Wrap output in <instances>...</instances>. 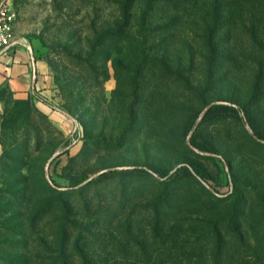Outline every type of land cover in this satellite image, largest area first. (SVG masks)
Masks as SVG:
<instances>
[{
	"label": "rangeland",
	"instance_id": "374dc122",
	"mask_svg": "<svg viewBox=\"0 0 264 264\" xmlns=\"http://www.w3.org/2000/svg\"><path fill=\"white\" fill-rule=\"evenodd\" d=\"M0 2L44 90L0 88V264H264V0Z\"/></svg>",
	"mask_w": 264,
	"mask_h": 264
},
{
	"label": "crops",
	"instance_id": "0c3cea01",
	"mask_svg": "<svg viewBox=\"0 0 264 264\" xmlns=\"http://www.w3.org/2000/svg\"><path fill=\"white\" fill-rule=\"evenodd\" d=\"M28 48L30 47L20 41L19 45L0 55V88L34 97V88L37 93L44 92L40 90L43 88L40 78L42 62L34 58L33 64Z\"/></svg>",
	"mask_w": 264,
	"mask_h": 264
},
{
	"label": "trees",
	"instance_id": "16d2710c",
	"mask_svg": "<svg viewBox=\"0 0 264 264\" xmlns=\"http://www.w3.org/2000/svg\"><path fill=\"white\" fill-rule=\"evenodd\" d=\"M34 58L36 59L35 56H34ZM224 110L236 111L233 106L224 105V104H217L216 103V104L210 105L207 108V110L204 112V114L202 116V119H206L208 117H213L214 115H217V114L221 113ZM193 124H194V122H190V124L187 127V132L192 128ZM253 129H254V132H255L256 136L259 139L264 140V134L258 132L254 127H253ZM191 142H192V144H194L196 147H198L201 150L211 151V148L207 144H200V143L196 142L194 140V138L191 139ZM192 167H193V169H194V171L196 173H198L200 175H203V174H201L202 170L198 166L192 165ZM179 169L182 170V171H186V172L190 173V170H188V168L185 167V166H181ZM142 172H146L145 169L144 168H138V167L126 168V169H123V170H110L109 172L100 173L98 175V178H104V177H107V176H110V175H115V174H118V173L135 174V173H142ZM157 172H159V171H157ZM159 173L161 174V176H165V173H163V172H159ZM87 177L88 176H86V175L79 176V177H74V178H72V180L70 182L71 183L70 185H72V186L78 185L81 182H83L84 180H86ZM91 180H89V181H91Z\"/></svg>",
	"mask_w": 264,
	"mask_h": 264
},
{
	"label": "built area",
	"instance_id": "2783aa9c",
	"mask_svg": "<svg viewBox=\"0 0 264 264\" xmlns=\"http://www.w3.org/2000/svg\"><path fill=\"white\" fill-rule=\"evenodd\" d=\"M14 19L15 14L11 9L10 4H3V2H0V55L20 44V41L15 38L12 33ZM28 50L30 53L31 60L34 64L35 59L32 54V51L30 48H28ZM36 91L37 90H35L34 88V97L39 98V100H44Z\"/></svg>",
	"mask_w": 264,
	"mask_h": 264
}]
</instances>
